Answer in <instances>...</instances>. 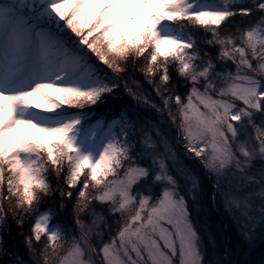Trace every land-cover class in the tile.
Listing matches in <instances>:
<instances>
[{"label":"snow or ice","instance_id":"6c2138e0","mask_svg":"<svg viewBox=\"0 0 264 264\" xmlns=\"http://www.w3.org/2000/svg\"><path fill=\"white\" fill-rule=\"evenodd\" d=\"M257 236L264 0H0V264H247Z\"/></svg>","mask_w":264,"mask_h":264},{"label":"trees","instance_id":"16d2710c","mask_svg":"<svg viewBox=\"0 0 264 264\" xmlns=\"http://www.w3.org/2000/svg\"><path fill=\"white\" fill-rule=\"evenodd\" d=\"M211 217V231L217 244L235 247L239 243V236L233 221L222 212L213 211ZM239 258L246 260L247 264H264V240L257 236L255 244L244 249Z\"/></svg>","mask_w":264,"mask_h":264}]
</instances>
